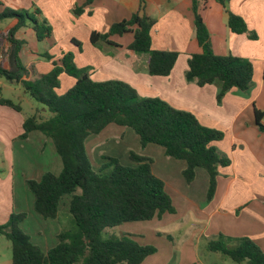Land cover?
Here are the masks:
<instances>
[{"label": "trees", "instance_id": "16d2710c", "mask_svg": "<svg viewBox=\"0 0 264 264\" xmlns=\"http://www.w3.org/2000/svg\"><path fill=\"white\" fill-rule=\"evenodd\" d=\"M207 1L192 0L195 36L201 53L187 58L184 75L198 87L219 82L220 99L230 90H247L254 68L238 57L217 56L212 52L201 17V9ZM214 1L225 5L228 0ZM92 2L83 0L82 7L75 8L73 14L81 15ZM141 11L113 24L105 34L91 33L89 41L92 45L108 42L110 36H122L135 28L128 49L134 53H149V74L166 77L178 53L151 49L155 21ZM8 19L15 20V24L5 34H0V79L19 84L39 105L34 115L24 119L20 139H26L33 131L42 133L50 139L61 161L58 175L46 172L38 181L27 180L33 210L42 219L53 220L58 215L61 200L68 196V213L77 229L74 233L60 232L56 236L57 244L42 252L19 230L26 215L12 214L7 223L0 226V235L11 243V264H141L155 254L153 246L138 245L127 238L104 239L102 232L126 223L150 222L175 214L164 183L153 174L152 160L133 151L129 152L131 164L127 166L116 158L102 157L112 166L110 171L93 170L85 152V140L109 125L130 129L138 137L141 149L152 144L160 147L167 158L182 161L185 164L182 177L187 185L195 179L197 169L204 170L209 179L206 199L210 201L215 193L218 169L229 164L214 146L221 140V133L202 126L191 113L169 107L159 99H139L123 82L92 80L85 69L75 65L70 52L64 53L59 63L53 62L49 73L25 80L28 70L19 57L23 41L16 39L15 33L30 21L41 40L50 34V27L45 22L38 23L27 11L4 8L0 22ZM228 27L235 34L247 31L243 20L232 13H229ZM2 40L7 43L5 51ZM71 43L81 49L80 42L73 39ZM61 75L73 80V85L63 92L60 91ZM262 78L264 80V65ZM0 106L21 111L20 104L1 97V91ZM254 116L257 127L264 132V111H255ZM208 250L219 252L234 263L264 264V252L248 239L219 237L208 243Z\"/></svg>", "mask_w": 264, "mask_h": 264}, {"label": "crops", "instance_id": "0c3cea01", "mask_svg": "<svg viewBox=\"0 0 264 264\" xmlns=\"http://www.w3.org/2000/svg\"><path fill=\"white\" fill-rule=\"evenodd\" d=\"M82 5L83 0H0V12L4 8L27 11L38 23L45 22L50 27V34L41 40L30 21L15 33V38L23 41L19 57L28 70L25 80L49 73L53 62L59 63L63 54L70 52L75 65L85 69L92 80L121 81L139 98L159 99L169 107L191 113L202 126L221 133V140L214 146L229 164L218 169L216 189L210 201L206 199L209 179L204 170L197 169L195 179L189 185L182 177L185 168L182 161L164 162L156 175L151 170L163 181L176 208L172 216L180 220L190 218L194 224L189 234L194 237V247L186 250L184 255L192 264L200 242L204 240L208 250V243L219 237L248 239L264 252V132L257 127L254 116L255 111H264V0H228L225 5L208 0L203 4L201 17L212 52L217 56L238 57L250 62L254 68L247 90L233 89L220 99L219 82L198 87L195 81L185 79L187 58L201 53L195 36L192 0H143L142 3L141 0H93L81 15L75 16L73 10ZM139 10L155 21L151 30V49L178 53V59L166 77L149 74V53H134L128 49L135 28L122 36H110L108 42L92 45L89 41L91 33L105 34L113 24L128 20ZM229 13L243 20L247 29L244 34L231 32ZM14 24L13 19L0 22V34H5ZM73 39L81 43V49L71 43ZM2 47L3 51L7 48L4 40ZM3 64L7 66L6 61ZM2 80L1 94L12 90L13 85L22 88ZM60 83L63 92L73 85V80L61 75ZM24 119L13 109L0 106V157L6 167L4 178L0 179V203H3V196L13 205L16 202L15 189L20 185L15 183L16 166L18 172L26 174L23 180L26 195V179L38 181L46 172L58 175L61 171L60 158L50 139L37 131L20 139ZM90 137L85 140H91L89 148L94 152L101 150L98 145L106 137L104 131L98 139ZM137 138L136 143L138 141L144 156L153 159L154 155H164L160 147L152 144L141 149ZM198 178H202L201 181H197ZM25 201L33 209V196L30 199L27 195ZM167 215L155 220L161 223ZM59 216L60 212L52 220L56 226L61 223ZM33 218L38 222L40 234H45L47 220L40 216ZM173 221L176 219L172 217V224ZM59 233L57 228L52 235L55 240ZM43 238L48 237L43 235ZM211 253L219 256L222 264L230 260L219 252ZM149 257L141 264H146ZM180 260H183L182 254Z\"/></svg>", "mask_w": 264, "mask_h": 264}, {"label": "rangeland", "instance_id": "374dc122", "mask_svg": "<svg viewBox=\"0 0 264 264\" xmlns=\"http://www.w3.org/2000/svg\"><path fill=\"white\" fill-rule=\"evenodd\" d=\"M12 88V90H5L1 95L4 98L11 99L15 104H20L22 110L20 112H17L15 110L13 111H15L16 114L21 115L22 118H27L29 116L34 115L36 112L35 108H38L39 105L35 103L32 99H30L24 93L22 88H18V86L15 85H13ZM135 94L138 98L140 97L136 92ZM19 97L24 98L19 99ZM44 115L47 114L44 113ZM106 128H104L100 132L102 133L104 131V135H106L104 140H102L98 145L102 148L101 150L94 152L93 148L90 149L88 145L89 141L91 143V140L85 142V152L89 158L93 170L99 171L100 169H103L104 173H108L110 171L112 166H110L108 160L102 157L116 158L121 165L127 166L131 164L128 158L130 151H133L139 155L145 154L144 152L142 153L139 150L138 141L136 143L135 139V137L137 136L132 130L127 128H121L115 125H111L110 128L105 131ZM99 134L94 135L92 137L98 139ZM88 139H91V137H88ZM102 153L103 155H101ZM151 158H153L151 160H153L154 162V165H152L153 168L151 167V169H153L155 175L159 173V168L164 162L178 161L167 158L165 155L162 154L154 155ZM1 161L2 158L0 157V179H3L6 173V167L3 166L4 164H2ZM104 165H106L105 168H103ZM15 170V183L17 182V185L20 184L21 186L19 185L15 189L16 202L14 205L12 204V202L9 201L7 197L3 196V203H0V226L5 225L12 214L26 215L25 220L19 225V230L28 236L29 242L32 245L37 246L42 252H46V250H49L57 244V238L55 240V237L52 236L55 234L57 228L58 233L61 232L59 230H62V232L70 231L71 233L77 231L76 226L67 209L69 197H63L59 205V220L61 222L59 224L60 226H56V222H53L52 220H47V229L43 231L45 232V234L41 235V232H39L40 227L38 225V222L36 223L35 219L33 218L34 216H39H37L33 209H31V205L26 204L25 201L27 195L28 197H30V199L32 197L31 193L28 190V187L26 188L27 195L25 194L23 180L26 174H21L20 172H18L17 166ZM201 179L202 178H198L197 181H201ZM27 180L28 179H26V182ZM165 192L167 194L166 190ZM174 209L176 213V208ZM178 209L180 212L181 209ZM165 217L166 218L163 219L161 223L157 222L154 219L150 222L126 223L114 229H105L102 232V237L104 239L127 238L134 241L138 245L153 246L156 249V252L148 258L146 264H192L191 261H188V258L184 257V255L186 250L193 249L194 247V237L192 235H189L192 232L191 230L194 228L193 222L190 218L180 220L178 217L172 215H167ZM172 217L176 219L175 222L173 221V224ZM165 234H167L169 237H167ZM43 235L44 237L48 238L45 240V238H43ZM205 245L206 242L204 240L201 241L199 249L197 251H194V255L196 257L194 264H222L220 262V257L216 256L214 253L209 252L206 249ZM181 254L183 255V260H180ZM10 262L11 243L10 241L6 240L4 236L0 235V264H10ZM224 264L234 263L231 260H227Z\"/></svg>", "mask_w": 264, "mask_h": 264}, {"label": "built area", "instance_id": "2783aa9c", "mask_svg": "<svg viewBox=\"0 0 264 264\" xmlns=\"http://www.w3.org/2000/svg\"><path fill=\"white\" fill-rule=\"evenodd\" d=\"M263 123H264V120H263Z\"/></svg>", "mask_w": 264, "mask_h": 264}]
</instances>
